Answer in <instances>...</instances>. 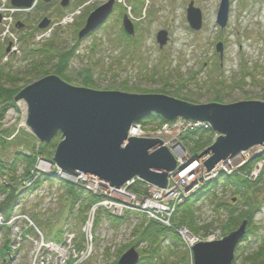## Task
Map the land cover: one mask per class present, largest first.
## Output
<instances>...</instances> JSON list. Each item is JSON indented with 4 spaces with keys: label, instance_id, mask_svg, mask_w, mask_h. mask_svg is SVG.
<instances>
[{
    "label": "rangeland",
    "instance_id": "rangeland-1",
    "mask_svg": "<svg viewBox=\"0 0 264 264\" xmlns=\"http://www.w3.org/2000/svg\"><path fill=\"white\" fill-rule=\"evenodd\" d=\"M60 1L61 0H52L53 3H59ZM191 1L192 0H145L148 12L145 14V17H136L133 14L136 25V39L131 40L128 44L126 42L128 39H123L121 25L114 17H112L98 33L82 42L78 41V32L76 31L83 27L84 20L88 13L93 9H97L99 5H95L94 3L90 5L79 4L77 0H71L68 11L65 13L71 15L80 12L76 16V18L78 17V21H74L73 23L71 21V23L59 25L61 28L51 29V32L44 29L35 34H28V32L31 31L30 29L26 31L23 30L21 33L18 30L17 33L21 39V41L18 42V47H15L11 51L12 56L0 55V58H2L0 62L5 65V63H9L12 59L11 64L8 65L13 66L12 68L19 69V72H23V74L26 73L25 70L27 68L28 70H32L34 65L37 66L36 72H34L33 75H36L38 70H40L38 76L30 77L29 80L16 85L22 89L34 84L40 79L56 74L65 83L77 86L170 95L193 104L223 103L230 105L241 101H264V0H230L228 22L225 28H221L217 23L218 10L222 0H193L196 7L201 10L203 16L202 27L198 32L191 29L187 20V8ZM52 10H56L55 7H53ZM44 13H46V11H44ZM164 29L169 31L170 39L167 46L163 50H160L156 41V35L160 30ZM16 30L17 29H14L15 33ZM47 34H49L48 37L50 36L48 40L45 38ZM40 35L44 37L42 40L38 41ZM50 39L51 42H48ZM8 42V40H5L3 43L6 44ZM219 42L223 43L222 59H220V55L216 52V45ZM8 45L10 46V51L12 49V44L10 43ZM33 46L37 51L41 49L47 50V46H55L60 48V53L63 55H65L63 53L64 50L68 49L70 51L67 52L71 53V58H69L67 62L63 60L66 66L64 69L62 68L63 70H60L61 66L59 67V65L62 63L60 57L57 55L52 57L40 51V53L37 54L36 63L33 64V56L27 54L31 51L30 49H34L32 48ZM46 58H50V60L47 61ZM13 61L17 63L13 65ZM215 63L216 65H214ZM0 69H4V67L0 66ZM85 70L91 72L92 79L90 85L84 84L83 73L85 72L83 71ZM16 86L9 84L6 88L12 89ZM18 94L19 92L17 95ZM21 101L22 102L18 104L20 110L18 112H12L10 116L6 115L5 121H7V123L5 122V126H0V131L4 130L2 133H5V130L8 131L7 133L9 134L6 138L12 143L10 149H0V157L12 162L13 169L12 171H8L7 182H10L11 185L15 187L21 186V184L16 181H24L28 176L24 172L25 165L23 163L20 162L15 165L16 162H13L15 161L13 154L20 151L29 156L36 152L37 149L35 148L36 150L34 152V146L38 147L40 145L37 144L38 142L35 140L36 138L34 139L33 134L31 135V132L29 133L27 131L28 126L25 125H27L28 105L25 100ZM153 115L156 114H152L150 117ZM144 120L132 125L128 132V137L160 138L164 140L165 145L177 160L176 170L169 172L167 176L168 182L166 187L149 184L139 176L128 181V184L131 183L129 188L132 192L134 191L140 196H143V193L148 194L149 192L148 196H150L151 192H163V190L171 186L175 187L177 185V175L183 172V169L187 167V165L181 163V159L179 158L180 155L175 154L174 150L183 149L195 158L199 157L210 145L202 152L196 153H194L195 147H190L194 146L196 144L195 140L199 141V139L190 138L194 137V135H186V125L182 122L189 123L199 121L177 118L171 121L164 119V121L159 124L146 122L145 124ZM156 122L157 121L153 123ZM177 123L180 130L178 141L174 137ZM149 125L150 127H158V132H155V129L151 130L153 128H145V126ZM132 128L138 131L135 132ZM164 129L169 134H166ZM2 133H0L1 136ZM3 136H5V134H3ZM204 136L205 138L203 140L207 141L210 137L214 136V132H209L206 135L204 134ZM220 136L221 135L217 133L213 140L218 139ZM61 138L62 137L56 138V140H58L57 142L61 141ZM186 146H188L190 150L186 148ZM255 150L256 152L252 153ZM263 155L264 147L260 145L242 151L237 157H243L244 160L246 159L243 165L238 166L234 164L239 163L237 160L232 163L234 158L222 161L216 165L212 172L221 165L228 163L233 165L232 167L226 168L227 170L221 169V173L218 174L214 180H208L207 178L209 177L206 176L204 182V178H202L201 182L198 181L196 184H191L186 193L181 195L182 199L180 202L182 204L192 199L193 206L187 207H193L192 209L196 217L194 223L196 232L191 230L189 225L175 223V226L183 233L181 242L182 254L176 253L174 250L173 252L168 251V253L173 256L171 258V263H178L177 259H183L182 264H195L193 253L194 246H188L187 240H190L188 238V231L192 232L193 235H190L195 237L194 245L204 241L209 243L214 242L213 236L216 237V240H222L231 233L225 234L224 230L221 228L222 222L225 221L227 210L226 212H218L216 210L220 202H227L233 196L236 197L234 190H232L233 188L224 187L225 184L222 182L218 187L212 186L208 192L205 190L206 186H209L208 184L216 183L215 181L220 180L221 176L230 175L229 170H234L231 175L240 173L250 162L260 161L258 164L254 163L252 168H250L249 171H252L250 177H246V171L244 172L243 170L241 176L250 179V183L254 186L252 190L255 191L252 196H256L258 200L260 199L264 203V160H260L259 157ZM53 159L54 156L51 160ZM45 161L47 160L45 159ZM199 161L204 162L203 159H199ZM193 162H195V160L191 158L188 163L190 165ZM53 166L54 165L50 162H44L39 168L44 172L46 168H48L46 173L51 175L52 173H49V170ZM201 172L203 173L202 170ZM55 173L57 174L58 170ZM56 174L54 175L55 179L61 180L64 178L69 180L67 175L63 176L61 174ZM83 176L86 177L87 181L93 186H95V184H101V181H104L91 174L80 173L77 175L79 178ZM259 179L260 182H258ZM73 182H75V180H73ZM148 185L150 186V190ZM44 186H46L44 191H37L34 193V197L50 196L51 192L52 196L53 194H58L57 190H59V187H57L56 183L43 184L39 187ZM86 186L88 185L85 184L84 187ZM126 186L123 185L122 187L116 188L110 185L109 189H111V187L113 189H121ZM241 192L250 194L245 188H241ZM4 198L5 196L0 197V203L4 201ZM32 200L36 203V199L32 198ZM233 201H236V199ZM99 202H101V200L96 197L95 203ZM84 203L83 201L80 202V210L79 212L76 211L78 212V216L72 220L73 222L69 227L64 224L65 219L62 221L58 218L57 209H52L51 211H48L50 208H45L44 210L37 209V207L26 209V205H24L22 209L28 212L26 213L28 215H31L32 211L37 210V214L40 215L42 219L49 218L50 221L52 220L55 229H53L51 233V238L57 234L59 235L58 240L63 239L62 233L67 232L70 228H72V232H75L74 227L76 231L80 230L81 241L88 247L86 255L89 259L86 261L88 263L84 262V264H113L112 262L115 260L118 251L127 246H131V243L134 241L132 230L135 224L133 220L135 216L133 218L129 216L127 221L125 220L124 223L117 227L110 221V223L107 222V219H99L96 208H94V204H92L94 213L88 216V220L85 221V212L83 217H81V213L84 210ZM59 204V207H62L63 200H60ZM189 204L191 203L189 202L187 205ZM180 205L178 197H176L174 199L163 200V203L155 204L154 206L173 209L171 213L169 211L172 216L177 212V208L175 207H179ZM194 205L196 208H194ZM242 205L243 199L238 202L237 207L240 209L244 208ZM103 208L104 206H100L97 210L103 211ZM90 217H92V219H90ZM172 217V221H174L175 215ZM98 219L99 223L97 224L96 222ZM90 221H92V223ZM253 222L254 225L250 227L247 224L246 232L242 239L243 242L239 243L235 249L233 264H257L264 261L263 255L259 262H254V258L259 259V250L264 253V204L261 206V210L254 215ZM36 224L37 229L46 237L47 230L39 226L37 222ZM218 229H220L219 232L217 231ZM54 231L56 232L55 234ZM185 232H187V234ZM8 233L9 232L5 229H0V253L3 255L11 250V244L5 242ZM247 234H249L250 237L245 240ZM89 238L92 239L93 247H91ZM45 240L46 242H52V240L49 239ZM183 243L186 244L185 247H183ZM186 248L187 250H185ZM136 249L137 251H142L143 246L139 244ZM181 255L182 258H180ZM185 256H188V260L184 259ZM247 257H250V259L246 260ZM0 264H2L1 259ZM14 264H29V255L27 253L20 255V257L15 260Z\"/></svg>",
    "mask_w": 264,
    "mask_h": 264
},
{
    "label": "water",
    "instance_id": "water-1",
    "mask_svg": "<svg viewBox=\"0 0 264 264\" xmlns=\"http://www.w3.org/2000/svg\"><path fill=\"white\" fill-rule=\"evenodd\" d=\"M35 0H11L12 5L31 8ZM47 1V0H45ZM69 0H63L65 7ZM115 0L99 7L88 17L79 33L82 39L103 26L113 12ZM229 0H222L217 23L224 28L228 22ZM188 22L194 30L202 27V13L189 4ZM50 24L44 19L39 25ZM123 27L130 36L135 27L126 15ZM163 49L168 42V31L157 34ZM217 52L222 54V43ZM28 105L27 126L40 143L47 144L60 133V142L53 161L65 171L91 174L122 187L136 176L146 182L166 187L168 174L177 167V160L160 138L128 137L136 122L152 114L167 121L183 118L208 122L217 142L193 160H204L208 172L229 158L253 146L264 147V101H241L234 104L201 103L163 94L130 92L82 87L65 83L56 74L47 76L19 91L14 99ZM247 221L224 239L203 242L193 248L195 264H233L234 252L246 232ZM135 247L130 248L120 264H138Z\"/></svg>",
    "mask_w": 264,
    "mask_h": 264
},
{
    "label": "trees",
    "instance_id": "trees-1",
    "mask_svg": "<svg viewBox=\"0 0 264 264\" xmlns=\"http://www.w3.org/2000/svg\"><path fill=\"white\" fill-rule=\"evenodd\" d=\"M131 6H132V13L134 14V16L136 17H141L144 10H145V0H134L133 2H131ZM49 5H46L44 3H40L38 5V7L35 9V12L31 15L30 19L36 20L40 17L41 13L44 11H47ZM116 19L117 22L120 24L121 23V18L124 15V13L126 12L125 8L121 5H117L116 6ZM64 15L63 12L60 13V17H62ZM28 19V20H30ZM124 36V35H123ZM124 40H127L125 38V36L123 37ZM51 42V41H50ZM127 43L130 42V39H128L126 41ZM50 44V43H49ZM31 51L29 53H27L28 55H32L33 56V64L36 63V58H37V54L41 52H44L47 55H51L52 57L57 55L58 57H60L62 63H60L59 67L61 66L60 70H63L66 66V64L63 62V60H65L66 62L68 61L69 58H71V53L67 52L70 51L68 49L64 50V54L60 53V48L58 47H49L47 46V50H33L30 49ZM66 52V53H65ZM31 58V57H29ZM47 61L50 60V58H46ZM60 61V60H59ZM44 62V61H43ZM32 67V66H31ZM36 67L37 66H33L32 70H26V73L22 74H18V73H14V72H10L7 69H0V121L3 119L6 111L10 108L14 106V99L17 95V93L22 89L17 87L16 85L21 84L24 81H27L30 79V77L33 76H38L40 74V70H38V73L36 75H33L34 72H36ZM63 68V69H62ZM38 69V68H37ZM32 72V73H31ZM85 73H83L84 75V84L85 85H90L91 83V72L89 70H85L83 71ZM28 83V82H25ZM9 84L16 86L15 88H6V86H8ZM161 120L164 121V119L159 118L156 115L151 116L150 118L144 120V123H153L157 120ZM145 123V124H146ZM4 131V130H3ZM3 131H1L0 133H2ZM8 131H5V136H1L0 134V149H10L12 146V143L6 140V137L9 133H7ZM192 136V135H191ZM192 138V137H190ZM213 140V137H210L209 140L204 141V140H200V141H195V148H194V153L196 152H202L208 145H210L211 141ZM56 141L57 140H53L51 141L49 144H42L40 146L39 149V153H33L32 155H26L23 154L21 152H17L14 153V158L16 162L15 165H17L18 163H23L25 165V174L27 176H30L31 173V169L34 167V162H36V155H42L44 159L46 160H51L54 156V152H55V148H56ZM13 158V159H14ZM260 160H264V155L260 156ZM23 161V162H22ZM257 161L254 162H250L245 168H243L242 170L245 172H248L250 170V168H252V166L254 165V163H256ZM12 162H10L8 159H3L2 157H0V177L6 175V173H8L9 170L12 171ZM241 170L240 173H235L232 175H223L221 176L220 180L215 181L216 183L214 184H210L209 186H206V191L208 192L212 186L213 187H218V185H220V183H224V187H229V188H233L232 190H234V193L236 195L233 196L229 201L227 202H220L217 205V210L218 212L221 211H225L227 210L226 214H225V221L222 222V226L221 228L224 230V233H230L234 230H236L241 222L243 221H247L248 222V226H252L254 225L253 219H254V215L259 212L261 210V206H263V202L262 200H258L256 198V196H252L253 193H255L254 190H252V188L254 186H252V184L250 183V179L248 178H244V176L242 177V173L243 171ZM51 180L52 178L50 177H45V176H41L40 181L43 180ZM258 182H260V179L258 180ZM241 188H245L248 192H250V194L245 193V192H241ZM257 191V190H256ZM21 191H19L18 187H15L13 185H11V183H9L7 186L6 185H0V197L1 196H5V199L2 203H0V212L2 213H9L12 208L15 206V204H17L20 200V198L22 197V192L20 194ZM214 193V192H213ZM199 197V196H198ZM83 198V202L84 205V210L81 213V217H83L84 212H86V210L88 209L89 206H87L88 202V198L91 199L90 204H92L93 202L96 201V197H83V191L80 189H77L75 185L73 184H68L66 185V197H63V204L62 207H60V209L58 210L57 216L58 218H60L62 221L65 219H67L69 216L74 214V209L76 204L79 202V200ZM255 198V199H254ZM236 201H233L235 200ZM243 199V207L244 208H238V202L242 201ZM192 200V199H191ZM189 200V202L191 204L187 205L189 202H186L184 204H181L179 207H177V212L175 213V217H174V225L175 223L179 224L182 223L183 225H189V228L191 230H193L194 232H196V227L194 225L196 217H195V213L193 212V207L188 208L187 206H193V202ZM89 204V205H90ZM194 208L195 205H194ZM247 208V209H245ZM53 217V216H52ZM51 217V218H52ZM107 217L112 221V223L115 226H119L123 223V220H119L117 218L111 217L109 215H107ZM99 219H101V215H99L98 217ZM36 222L39 224V226L44 227L45 230H47V237L51 238V233L53 231V229H55L52 220L50 221L49 218H43L41 219V217L39 215L35 216ZM99 219L97 220V224L99 223ZM209 227V226H208ZM220 230V229H218ZM252 232V231H251ZM56 232L54 231V234ZM250 233V232H249ZM252 234V233H250ZM54 236H57L54 235ZM133 237H134V241L133 243H131V246H136L138 247L139 244L143 245V249L140 252H143V261L141 262V264H182L183 263V259H177L178 263H171V258L173 256H171L170 253H168V251L173 252V250L176 253H181V249H182V241L179 237V235L176 232L175 227H166L162 224L156 223V222H151L148 223L146 226L144 225H138L134 230H133ZM250 237L249 234H247V237L245 240H247V238ZM131 246H127L125 249H129ZM184 247V246H183ZM170 249V250H169ZM186 250V249H185ZM175 253V254H176ZM182 254V253H181ZM258 256L259 259L254 258V262H259V260L261 259V257H263L264 253H262V251L259 250L258 252ZM180 258H182V255L180 256ZM264 258V257H263ZM185 260H188V256H185L184 258ZM250 257H247L246 260H249ZM260 263H264V261H261L257 264ZM116 264V263H115Z\"/></svg>",
    "mask_w": 264,
    "mask_h": 264
},
{
    "label": "built area",
    "instance_id": "built-area-1",
    "mask_svg": "<svg viewBox=\"0 0 264 264\" xmlns=\"http://www.w3.org/2000/svg\"><path fill=\"white\" fill-rule=\"evenodd\" d=\"M182 123H185L186 125L185 126L186 133L189 131H196L198 129H210V125L208 123H202V122H189V123L182 122ZM133 131L137 132L138 130L134 129ZM179 131L180 130L178 128V123H177L175 127V133H174V137L176 138L177 141L179 139L178 138ZM164 132L166 134H169L167 131H165V129H164ZM181 150L185 152V157L189 162L191 159L190 155L185 150L183 149ZM254 152H256V150L253 151L252 153ZM236 160L239 163H234ZM245 162H246V159L244 160L243 157L242 158L237 157L233 159L232 161V163L238 166L243 165ZM195 163L196 162L191 163L190 165H188L186 168L183 169V172H180L178 174L179 176L177 177V185L175 187L171 186L170 188L163 190V192L154 191V193H152L150 191L151 192L150 196H148L149 192L148 194L143 193L144 195L140 196L136 194L135 192L128 191V187L131 185V183L127 184L128 186H126L125 188H121V189L111 188L110 191H106V192H102L100 191V189H98L99 187L98 188L95 187V186H98V184H95V186L92 185V186H86V187H93V191L95 194L97 193L99 195L104 196V199L100 203L96 204L94 208L98 209L100 206H104L103 208L104 211H107L108 213L112 215L116 213L121 216H123L128 211L137 212V210L145 211L150 215L154 213L156 219L159 222H162L165 225H170V220L172 217L170 213L173 211V209L159 207V206L155 207L154 206L155 204H160V203H163V200L165 201L167 199H174L176 197H178V201L179 203H181L180 202L182 199L181 195L186 193V191L188 190V187L191 184H196V182L198 181L201 182L202 178H204L203 179V182H204V180H206L205 179L206 176L209 177L207 179L216 177L221 172L220 171L221 169L227 170L226 168L232 167L233 165V164L231 165V163L224 164V165L219 166V168H217L215 171L205 174L201 172L199 163H196V164ZM47 169L48 168H46V171ZM229 171L231 173L234 170L232 169ZM58 173L63 175V171L61 169L58 170ZM69 178L72 181L75 180L77 184H80L82 186H85L86 182H88L86 177L84 176L81 178L70 176ZM136 182H139V181H136ZM88 184L90 183L88 182ZM184 188H187V189L185 190ZM149 190H150V186H149ZM125 192L132 193L129 196V200L126 198L127 196ZM126 200L128 201V203H125ZM90 219H92V217H90ZM90 222L92 223V221ZM0 223H3L2 217H0ZM8 224L11 225L12 222H9ZM15 233H16V236H15L16 244H19V242L23 241L21 238L22 232L20 231L19 228L15 227ZM180 234L183 235L181 230H180ZM28 240L32 241L33 245L38 250V252L33 258V264L36 263V260L38 258H43V259H46L47 261L50 259H53L58 264H67L69 261H70L69 264H75L77 262H81L84 264V262H86L89 259L86 255L88 247L85 245L83 241H81L82 239L80 241L77 240L76 234L73 233L71 229L65 232L63 242L61 244H56L53 242H46V240L41 235L40 237L38 236L36 238L30 237L28 238ZM89 241L91 242V247H93L92 239L89 238ZM187 241H188V246L194 245L195 243L194 241H190V240H187ZM77 259L80 261H75Z\"/></svg>",
    "mask_w": 264,
    "mask_h": 264
},
{
    "label": "bare ground",
    "instance_id": "bare-ground-1",
    "mask_svg": "<svg viewBox=\"0 0 264 264\" xmlns=\"http://www.w3.org/2000/svg\"><path fill=\"white\" fill-rule=\"evenodd\" d=\"M89 1V0H88ZM5 68V67H4ZM217 134V133H216ZM58 137H62L61 136V134L60 133H58L56 136H55V138L53 139V140H56V138H58ZM52 140V141H53ZM64 140V138L62 137L61 138V141H63ZM58 141V140H57ZM56 141V148H55V151L57 150V148H58V146H59V144H60V142L61 141H59V142H57ZM215 142H217V139H214V140H212L211 141V143H210V146H212L213 144H215ZM39 153V152H38ZM37 153V154H38ZM174 153L175 154H178V155H180L179 156V158L181 159V163L183 164V165H189V163H188V160L186 159V157H185V152L184 151H182L181 149L180 150H174ZM24 154V153H23ZM44 162H45V160H44V158H43V156L42 155H36V162H34V166L36 167V169H39V167L40 166H42L43 164H44ZM195 162H198L199 164H200V168H201V170L203 171V173H205V174H207V170H206V168H205V166H204V162H202V161H199V160H196ZM176 170V169H175ZM174 170V171H175ZM34 171H36V170H34ZM176 173V172H175ZM179 175H177V177H178ZM191 176V175H190ZM16 182H18V183H20L22 186H23V194H22V200L24 201V203L27 205V206H30L31 205V200H32V198L34 197L33 196V194L30 192V189H31V187H32V184L30 183V181H29V179H25L24 181H21V180H18V181H16ZM23 182V183H22ZM102 183L101 184H98V186H95V187H99L98 189H100V191H102V192H106V191H109L110 189H109V186H110V184L108 183V182H106V181H101ZM86 184L88 185V186H92V184H88V182H86ZM128 184V182L127 183H125V185L124 186H126ZM128 186V185H127ZM112 188V187H111ZM41 189H43V187H41ZM185 190L187 189V188H184ZM128 191H130V192H132L131 191V189L128 187ZM134 192V191H133ZM126 193V198L129 200V196L132 194V193H128V192H125ZM20 194H21V192H20ZM88 196L89 197H93L94 196V191H93V187H86L85 188V191L83 192V197H87L88 198ZM50 197L52 198V199H54V200H57L58 198H59V195L58 194H53V196H52V192L50 193ZM90 202H91V199L90 198H88V202H86L87 203V206H89L88 207V209L86 210V215H87V218H88V216H91L93 213H94V211H93V203L92 204H90ZM125 203H128V201L126 200L125 201ZM36 204H38V205H46L47 204V202L43 199V200H41L40 202H36ZM90 204V205H89ZM96 211H98L97 210V208H96ZM37 210H35V211H32V214L31 215H28L27 216V214L26 213H24V212H22V213H20V215H25V216H27V218L25 219V224H24V227H23V230H22V234H21V238H22V243H21V245H20V248H19V250L17 251V253H15V255L13 256V257H11L10 259H7V258H9L10 257V254L9 253H6L5 255H3V254H1L0 253V259L2 260V264H14L15 263V260H17L19 257H20V255H23V254H28L29 255V264H33V258H34V256L36 255V253L38 252V250H37V248L34 246V245H32V244H30V243H28L26 240L28 239V238H30V231H29V229H30V227L31 226H33L36 222V219H35V216H37L38 214H37ZM97 213V212H96ZM99 215H101V220H103V219H107L108 221L107 222H109V218L107 217V215L106 214H104L103 212H98L97 213V216L99 217ZM109 216H113L112 214H110ZM128 216V215H127ZM114 217L115 218H117V219H121L122 220V216L121 215H118V214H116V213H114ZM124 217V216H123ZM129 217V216H128ZM134 222H135V224H134V227H133V230L138 226V225H144V226H146L148 223H151V222H156V223H162V222H159L157 219H156V217H155V215H154V213H152L151 215L150 214H148L147 212H145V211H140V210H137V215L134 217ZM138 224V225H137ZM162 224H164V223H162ZM133 230H132V234H133ZM186 234H187V232H185ZM193 235V233L192 232H190V231H188V238L190 239V240H192V241H194L195 242V237L194 236H191V235ZM134 240V239H133ZM142 245V244H141ZM143 246V245H142ZM109 251V250H108ZM109 253H110V251H109ZM114 253V252H113ZM127 253V250L125 249V248H123L122 250H119L118 251V253H117V255H116V258H115V260L112 262L113 264H120V260L123 258V256L125 255ZM136 253L138 254V257H139V259H138V264H141V262L143 261V252H140V251H136ZM75 261H80V260H75ZM70 263V261L67 263V264H69ZM35 264H58L55 260H53V259H50V260H46V259H43V258H38L37 260H36V263ZM75 264H83V263H81V262H77V263H75Z\"/></svg>",
    "mask_w": 264,
    "mask_h": 264
},
{
    "label": "flooded vegetation",
    "instance_id": "flooded-vegetation-1",
    "mask_svg": "<svg viewBox=\"0 0 264 264\" xmlns=\"http://www.w3.org/2000/svg\"><path fill=\"white\" fill-rule=\"evenodd\" d=\"M24 25L26 26L27 24L24 23ZM105 27V26H104ZM104 27H102L101 29H103Z\"/></svg>",
    "mask_w": 264,
    "mask_h": 264
}]
</instances>
